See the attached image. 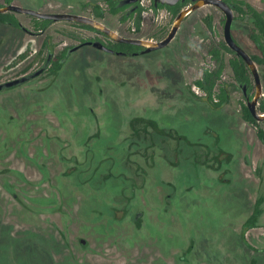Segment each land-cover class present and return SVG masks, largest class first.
<instances>
[{
    "label": "rangeland",
    "instance_id": "1",
    "mask_svg": "<svg viewBox=\"0 0 264 264\" xmlns=\"http://www.w3.org/2000/svg\"><path fill=\"white\" fill-rule=\"evenodd\" d=\"M48 1L53 8L56 0ZM252 1L264 9V0ZM74 8L78 10V4ZM209 10L204 8L185 23L187 29L197 23L198 32L181 31L161 52L113 58L85 47L72 57L69 74H62L50 91L43 90L47 83L36 81L0 93V264H264V253L258 250L262 245L257 243L264 228L248 233L246 243L241 239L252 203L250 199L237 208L239 180L233 173L225 177L232 179L231 185L218 181L199 141L190 146L177 139L185 132L193 138L202 136L204 126L212 129L221 126L216 120L226 119L222 113L211 116L208 105L189 92L190 83L210 64L207 51L216 40L200 23ZM22 18L30 25L28 17ZM250 29V18L236 21L234 34L249 53L256 54L248 38ZM59 30L73 28L65 23L51 28L58 44H72ZM143 35L150 37L153 30L148 26ZM28 41L23 58L21 44L7 51L0 64V82L25 68L21 62L35 50ZM88 53H97L103 67L88 62ZM225 80H230L229 71ZM231 97L225 112L239 120L242 93L233 92ZM83 107L93 108L95 114L84 118ZM138 116L176 136L155 133L150 141L138 140L134 158L171 155L170 162L177 160L178 178L158 175L154 160L150 169L140 170L134 162L127 163L125 148L117 152V144L108 141L97 158L100 177L84 174L97 166L96 147L82 141L92 130L84 127L93 128L100 117L103 128L119 121L124 131ZM223 127L218 137L224 142L233 136ZM126 138L125 132L119 136L120 141ZM40 149L44 152L36 156ZM259 154L264 161V152ZM247 181L250 189L257 186L255 179ZM140 211L144 215L136 221Z\"/></svg>",
    "mask_w": 264,
    "mask_h": 264
},
{
    "label": "flooded vegetation",
    "instance_id": "2",
    "mask_svg": "<svg viewBox=\"0 0 264 264\" xmlns=\"http://www.w3.org/2000/svg\"><path fill=\"white\" fill-rule=\"evenodd\" d=\"M14 1L15 0H12L11 3H8L7 0H4L2 4L0 3V8L10 4L15 5ZM27 1H29V5H27V7L20 5H16V6L26 9H31L43 14H70V15L85 17L102 24L103 26L113 31L115 34H117L122 38L146 41L152 43H159L164 41L171 32L177 17L183 11L192 8L196 3V1L193 0H179L174 5H168L162 3L156 4L155 0H138L133 3H127L121 5V2H123L124 0H73V2L75 3L72 4L71 3L72 0H56L55 6L52 8V5L49 3L48 0L46 2L44 0L43 1L27 0ZM221 1L225 2L233 12L231 34L235 42L238 45H240L252 59L253 56L255 55L260 56L261 52L258 49V46L250 38V34L254 29L253 18L251 15L245 13V10H247L246 7L240 4L239 1H243L250 4L261 13H264V9H261L257 5V3L252 0H221ZM77 4L79 6V9L75 10L74 7H76ZM206 7H209L210 10L208 13L202 14L200 18V23L205 28L206 32L216 37V40L211 42L209 49L207 51V58L210 64L207 67L203 68L201 77L199 79L190 83L189 92L191 93L194 99L202 100L208 105V110L210 109L211 111L209 114L211 116L213 115V113L215 114L222 113L224 117L226 116V119L224 118V120L219 119L214 121L221 124V126L225 125V127L223 128L231 132L233 138L230 139V137H228V141L223 142L222 139H219L218 137V131L221 130L220 129L221 126L212 129H210V126H204L201 134L202 136L193 138L190 137L185 132L183 136L181 135L177 139L180 140L179 142L183 141L190 146L196 145L191 143H196L197 141H199L200 143L199 145L203 147L206 152L204 158H207L209 162H212L211 165L209 166V169L211 168L214 169L215 172L218 174L217 177L218 181H222L224 184L231 185L232 179L225 177L233 173H234V177L239 180L237 182L240 188V191L237 194L239 201L237 203L238 205L237 208H240L241 206L244 207L247 203H249L250 199L252 203L251 211L247 215L244 223L242 224V229H241V239L246 243L249 237L248 233H250L253 230L264 228L263 227L264 226V161L259 158L260 155L259 153L264 152V145L257 137L256 127L245 121L243 118V107L245 106L248 109L247 106L248 100L246 95H248L249 98L252 99L256 94L255 78L251 70L247 66V64L244 62V60L238 57L237 54L228 47L224 36L225 22L227 19V15L217 5L205 4L187 13L183 18V20L181 21L180 26L174 38L169 42V44L161 49L153 50L150 52H143L145 48L141 46L116 41L112 39L109 35H107L105 32L87 24L76 23L74 21H68V20L54 22L48 19H41L35 16L15 13V12L2 13V14L14 15L19 21V26H14L12 24L0 22V26H1L0 27V64L4 62L7 51L11 50L10 48L17 50L19 48V44L22 45V47L20 48L21 53L19 56L22 55L21 57L23 58L24 55L22 53L24 48L26 47V41H28L27 37H30L31 40L29 41H32L34 43L35 50L30 54V57L24 59L21 62L22 63L21 65H24L25 68L21 72H19L16 76L2 80L0 82V85L24 78L26 76L38 72L41 69L43 70L41 71V73L29 79L28 81L18 86L2 89L0 93L18 89L20 87L28 85L31 82H36V81L39 82L40 85H44L45 83H47L43 90L50 91V89H52V87L59 81V78L62 76V74L64 73L69 74L66 71V69L69 63L71 62L72 57L74 56V54H78L82 52L85 47H91L94 49L93 52H99L100 54L102 53L107 54L112 56L113 58L115 57L142 58L146 55H150L153 53L166 50L170 48L171 45L177 40L181 31L186 29V32L188 33L198 32L199 28L197 26V23H193L190 29L186 28L185 23L193 15L201 12V10H203ZM22 17H28L30 20L29 22L30 25L26 24ZM247 18H250L251 21V29L248 33V38L254 44L256 50L258 51V53L256 54L249 53L238 41V39L235 37L234 34L235 22L236 21L244 22L245 20H247ZM109 22H111V25L109 24ZM57 23H65L73 28V30L70 31L59 30L58 32L63 37L71 40L73 42L72 44H64V46H62L61 44H58L55 41L54 36L51 33V28ZM148 26L153 30V35L150 37L143 35L146 28H148ZM202 32L205 33L203 30ZM94 42H99L103 44L108 48V50L94 46L93 45ZM219 42H224L225 45L233 53L224 52L226 66L222 72L221 77L217 80L216 85L213 89L211 95L212 97V102H211L209 100L210 94L205 89L200 87L198 85V82L204 79V73L206 70L212 71L216 68L217 64L212 59L210 50L213 47H217ZM97 55H98L97 53H88L85 56V59L98 69V68H102L103 65L96 60ZM228 55L230 56V58H228ZM235 57L242 59L245 65L247 66V68L249 69L251 83H252L251 87L247 83L242 84L236 81L233 70L229 64V60ZM253 61L255 62L254 59ZM96 63L100 65L97 66ZM255 64L257 66V71L259 73V77L262 85V95L258 101L257 110L260 114L264 115V112L259 109L261 102L264 100V74L262 75V72L264 73V66L258 64L257 62H255ZM56 67H58V69L56 73H53L52 70L55 69ZM228 71L230 73V80L227 81L225 80V76ZM96 80L100 81L101 78L98 76L96 77ZM222 88L226 89L227 100L224 103H222L221 106L215 107L214 103H218L220 101L219 95L221 94L220 92ZM244 88L246 89V93L244 91ZM233 92L242 93V101H240V112H239L240 115L238 117L239 120L235 116L232 117V115H229L225 112V111L228 112L227 108L230 107L232 100L231 94ZM82 110L83 113H80V115H82L84 118L88 117L89 115L95 114L93 108L83 107ZM255 120L259 123L264 122V121H258L257 119ZM96 122L97 123L93 124V128H91L92 124L91 125L85 124L86 125L84 127L85 130L86 131L88 130V132H91L92 130V134H89V138L83 139L82 141H84L87 145L90 142H92L93 146L96 147L97 152L94 153L93 161L94 164H97V166L94 168V170H92V172L91 170H85L84 174L88 173V175L89 176L91 175L90 177L94 179L96 177L97 178L100 177L101 162H99L97 158L99 157L100 159V152H101L100 150L101 147L103 146V142L108 141L117 144L116 145V147L118 148L117 152L122 153L123 148H125L124 149L125 153H127L125 156L127 163L134 162L132 164H136L137 167H140V170L150 169L149 168L150 162L151 160H154L155 162H157L156 166H158V171L155 172L158 175L168 176L172 179L178 178L177 172L175 171L177 160L174 159L173 162H170L171 161L170 159L172 157L171 155L167 154L161 157L158 156L160 158L158 159L157 155L152 153V154H144L143 156L146 158L145 160H137V158H134L135 156L133 155L134 153L133 147L135 146V143H140L138 140L150 141L151 139H154L153 135L155 133L159 135L164 133L165 134L167 133L169 136L174 135L171 134L169 131L165 132V130L160 128L154 120L146 119L141 116L135 117L131 119L130 122L127 123L126 130L124 131L120 130V123L118 124L119 121L110 123V125L106 126L105 128L102 127V122L100 117H97ZM219 124H213V125L216 126ZM104 131H106L105 135L109 134V136L112 135L113 137L116 138L115 139L109 138L110 140L104 138L105 136V135L103 136ZM124 132L126 133L127 138L125 140L120 141L119 136ZM47 140L49 145L52 144V140H53L52 138H49ZM42 152L44 151L40 149L39 151L36 152V156H38V154ZM146 152H148V148L146 149ZM177 156L178 154L176 153L174 158L177 159L178 158ZM198 157H199L198 154L195 155L194 160L196 161ZM248 167L251 168L249 171L246 170V168ZM112 175L113 172L109 173V176ZM252 178L257 181V186L251 187L252 189H250L249 182L247 180ZM227 195L228 194H226V196ZM252 195L254 196L251 197ZM228 197L230 198L229 195ZM260 199H263V203L261 205L263 212L258 219L257 227L244 229V225L246 221L253 214L256 203ZM230 200L234 202L236 201L235 199L234 200L230 199ZM143 215L144 212L142 211L138 212L136 214L135 220L139 221L143 217ZM83 240L84 239L81 240V243L83 245H86V241L84 240L85 243H83L82 242ZM176 240L178 242V238H176ZM257 241L258 244L262 245V247L258 249L259 252L264 253V247H263L264 234H262V236L259 237ZM191 251H192L191 248L188 249V252ZM181 259L185 260L186 256H182ZM253 264H255L254 261Z\"/></svg>",
    "mask_w": 264,
    "mask_h": 264
},
{
    "label": "water",
    "instance_id": "3",
    "mask_svg": "<svg viewBox=\"0 0 264 264\" xmlns=\"http://www.w3.org/2000/svg\"><path fill=\"white\" fill-rule=\"evenodd\" d=\"M136 1H138V0H124L123 2H121V5L127 4V3H133ZM177 1H179V0H155V3L156 4L162 3V4L174 5L175 3H177ZM193 1H196L194 6L192 8H190L189 10L183 11L177 17L175 24H174L171 32L169 33V35L166 37V39L164 41L159 42V43H152V42L122 38V37L118 36L117 34H115L113 31H111L108 28H106L105 26H103L102 24L95 22L93 20H90L88 18H85V17L77 16V15L43 14V13L31 10V9H26V8L16 6L13 4L1 7L0 8V14L6 13V12H15V13H21V14H27V15L35 16V17L41 18V19H48V20H51L54 22L55 21L68 20V21H74L76 23L87 24V25H90L94 28H97V29L105 32L107 35H109L112 39H114L116 41L141 46V47L145 48V50L143 52H150L153 50L161 49V48H163L169 44V42L174 38V36H175L179 26H180L181 21L183 20V18L185 17V15L187 13H189L190 11H193V10L197 9L198 7L205 5V4H215L218 7H220L227 15V19L225 22L224 36H225V41H226L228 47L231 50H233L237 54L238 57H240L244 60V62L247 64V66L249 67V69L251 70V72L255 78V82H256V94H255V96L252 99H250L249 96L246 95L247 100H248V103H247L248 109L255 119H257L258 121H264V115L260 114L257 110V104H258V101L262 95V85H261L259 73L257 71V66H256L255 62L253 61V59L246 53V51L240 45H238L235 42V40L232 37L231 24L233 21V12H232L231 8L225 2H223L221 0H193ZM93 45L98 47V48L108 50V48L106 46H104L103 44H101L99 42H94ZM75 49H73V50H75ZM42 70L43 69L39 70L38 72H36L34 74L26 76L24 78L2 84V85H0V91L2 89H5V88L18 86V85L28 81L29 79L35 77L36 75L41 73ZM244 91L246 93L245 88H244ZM82 242L85 243L84 240Z\"/></svg>",
    "mask_w": 264,
    "mask_h": 264
},
{
    "label": "trees",
    "instance_id": "4",
    "mask_svg": "<svg viewBox=\"0 0 264 264\" xmlns=\"http://www.w3.org/2000/svg\"><path fill=\"white\" fill-rule=\"evenodd\" d=\"M8 3H11L12 0H7ZM240 4L244 5L247 10H245L246 14H249L253 18L254 29L250 34L251 40L258 46V49L261 52V55L253 56L255 62L264 66V13L259 12L250 4L239 1ZM97 10V9H96ZM98 11V10H97ZM242 11V9H241ZM0 22L12 24L14 26H19L18 19L12 14H1ZM224 52L233 53L224 42H219L217 47H213L210 50V54L212 59L216 62L217 66L214 70H206L204 73V79L198 82V85L205 89L209 94V100L212 102V92L216 85L217 80L221 77L222 72L226 66ZM230 67L233 70L235 79L238 83H247L250 87L252 86L250 72L242 59L232 58L229 60ZM58 67L52 70L53 73H56ZM221 94L219 95L220 101L218 103H214L215 107H219L227 100V92L226 89H221ZM259 109L264 112V100L261 102ZM243 118L245 121L256 127L257 137L264 145V122H257L248 109L243 107ZM263 203V199L257 201L255 210L251 217L246 221L244 225V229H249L253 227H257L258 219L262 214L261 205Z\"/></svg>",
    "mask_w": 264,
    "mask_h": 264
},
{
    "label": "crops",
    "instance_id": "5",
    "mask_svg": "<svg viewBox=\"0 0 264 264\" xmlns=\"http://www.w3.org/2000/svg\"><path fill=\"white\" fill-rule=\"evenodd\" d=\"M4 0H0V3L2 4ZM15 5H20V6H27L29 5V1L27 0H15L14 1ZM1 27V26H0Z\"/></svg>",
    "mask_w": 264,
    "mask_h": 264
}]
</instances>
